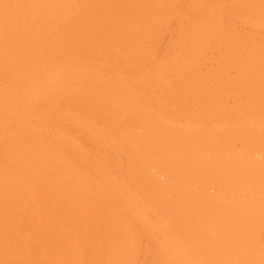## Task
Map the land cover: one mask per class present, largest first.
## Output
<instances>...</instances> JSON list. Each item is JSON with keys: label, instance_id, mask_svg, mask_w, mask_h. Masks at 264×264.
Segmentation results:
<instances>
[{"label": "bare ground", "instance_id": "1", "mask_svg": "<svg viewBox=\"0 0 264 264\" xmlns=\"http://www.w3.org/2000/svg\"><path fill=\"white\" fill-rule=\"evenodd\" d=\"M0 264H264V0H0Z\"/></svg>", "mask_w": 264, "mask_h": 264}]
</instances>
